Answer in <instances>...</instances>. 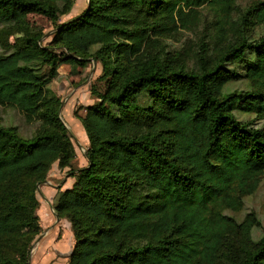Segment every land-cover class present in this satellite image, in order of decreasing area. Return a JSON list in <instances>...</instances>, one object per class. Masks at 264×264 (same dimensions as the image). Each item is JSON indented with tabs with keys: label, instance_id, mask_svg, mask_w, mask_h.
Returning <instances> with one entry per match:
<instances>
[{
	"label": "trees",
	"instance_id": "obj_1",
	"mask_svg": "<svg viewBox=\"0 0 264 264\" xmlns=\"http://www.w3.org/2000/svg\"><path fill=\"white\" fill-rule=\"evenodd\" d=\"M234 1L88 0L42 44L28 15L55 21L74 0H0V104L36 123L29 136L0 125V264H29L41 230L37 183L54 162L74 176L53 199L73 233L68 264H264V229L252 233L260 221L225 213L264 173V125L236 116L264 118V34L250 32L264 25V0L239 11L236 35L222 39L211 63L149 48L177 28L176 15L183 26L192 5L230 10ZM91 58L105 86L83 114L72 111L87 137L86 164L73 167L49 83L60 65L73 70ZM236 61L240 73L227 68ZM237 77L251 87L230 88ZM143 93L148 105L138 102Z\"/></svg>",
	"mask_w": 264,
	"mask_h": 264
},
{
	"label": "rangeland",
	"instance_id": "obj_2",
	"mask_svg": "<svg viewBox=\"0 0 264 264\" xmlns=\"http://www.w3.org/2000/svg\"><path fill=\"white\" fill-rule=\"evenodd\" d=\"M87 1L74 0L70 10L67 13L60 14L55 21L50 20L42 14L30 13L28 19L42 34V44H48L56 29V24L78 15L87 6ZM253 1L255 0H235L230 10L216 6L213 3L192 5L195 9L184 18L183 26L179 24L181 22L179 16L176 15L177 28H172L166 32L154 45H149V48H151L150 51L153 52L160 47H163L165 50H173L185 59L187 58L191 66L195 64L199 56H205L206 61L211 63L221 42H223L222 39L226 40L236 35V25L238 24L236 22L240 20L239 11L243 10ZM185 9L187 10V8ZM250 32L252 37L257 38L264 34V25H256ZM19 34V32H16L10 37V42L13 47L17 44L14 38ZM93 48L95 46H92ZM227 68L230 71L234 70L240 73L243 69V64L240 61L231 62L227 65ZM58 70L60 74L49 83V87L60 94L59 96L63 102L64 106L61 108V118L72 136V142L76 152L72 166L78 167L80 163L83 164L86 160L84 151L87 146V139L83 137L84 139L81 141L74 137L73 133L76 131L77 125L70 121V116L73 117L72 111L74 109L77 110L78 114L84 113V106L92 103L95 100V94L104 89L105 78L101 76V65L99 61L93 58L84 67H77L70 70L69 65L66 64L60 66ZM230 81L229 87L233 89H249L251 87L250 81L244 77H237ZM71 95H74L75 99H72L70 101L71 103H66ZM138 102L143 105H148L150 98L143 93L139 96ZM69 104L73 109L69 107ZM236 116L242 121L252 120L255 126L264 125V118L259 117L254 112H236ZM0 125L16 126L23 136H29L36 129L35 122L28 121L20 111L3 104H0ZM46 178L47 174L42 181L37 183V189ZM225 213L238 223L246 221L249 218V214L253 215L255 219L260 221V226H252L253 237L256 238L262 234L264 229V173L260 177L256 189L252 193L244 196L241 207L238 210L225 209Z\"/></svg>",
	"mask_w": 264,
	"mask_h": 264
},
{
	"label": "crops",
	"instance_id": "obj_3",
	"mask_svg": "<svg viewBox=\"0 0 264 264\" xmlns=\"http://www.w3.org/2000/svg\"><path fill=\"white\" fill-rule=\"evenodd\" d=\"M57 94L60 95L58 92ZM72 99H75L74 95H71L66 103H71ZM62 106H64L63 102ZM70 108L73 109L72 106ZM70 121L77 125L76 131L73 133L74 137L81 141L84 139L83 137L87 139L79 120L74 116H70ZM85 164L86 160L83 164L80 163L79 166ZM67 170L68 167L58 168L55 162L48 171L46 180L37 189L36 196L39 201L37 214L41 230L32 243L29 264H68L74 242L73 233L68 220L59 217L53 208V199L56 192L69 188L74 182V176L69 175Z\"/></svg>",
	"mask_w": 264,
	"mask_h": 264
},
{
	"label": "water",
	"instance_id": "obj_4",
	"mask_svg": "<svg viewBox=\"0 0 264 264\" xmlns=\"http://www.w3.org/2000/svg\"><path fill=\"white\" fill-rule=\"evenodd\" d=\"M61 107H62V103H61V105H60V109H61ZM84 154H85V151H84Z\"/></svg>",
	"mask_w": 264,
	"mask_h": 264
}]
</instances>
